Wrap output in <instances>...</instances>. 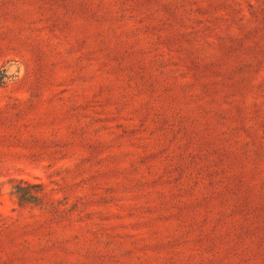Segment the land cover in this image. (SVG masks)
<instances>
[{
	"label": "rangeland",
	"instance_id": "1",
	"mask_svg": "<svg viewBox=\"0 0 264 264\" xmlns=\"http://www.w3.org/2000/svg\"><path fill=\"white\" fill-rule=\"evenodd\" d=\"M0 264H264V0H0Z\"/></svg>",
	"mask_w": 264,
	"mask_h": 264
},
{
	"label": "trees",
	"instance_id": "2",
	"mask_svg": "<svg viewBox=\"0 0 264 264\" xmlns=\"http://www.w3.org/2000/svg\"><path fill=\"white\" fill-rule=\"evenodd\" d=\"M19 197H22V198H23V197H25V193H23V195H22V194H21V195H19Z\"/></svg>",
	"mask_w": 264,
	"mask_h": 264
}]
</instances>
